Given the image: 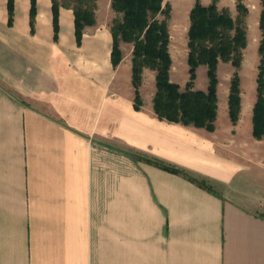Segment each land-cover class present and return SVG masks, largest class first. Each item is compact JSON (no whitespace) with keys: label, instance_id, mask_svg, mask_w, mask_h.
<instances>
[{"label":"crops","instance_id":"1","mask_svg":"<svg viewBox=\"0 0 264 264\" xmlns=\"http://www.w3.org/2000/svg\"><path fill=\"white\" fill-rule=\"evenodd\" d=\"M111 1L77 39L71 9L55 29L51 0H12L11 20L0 0V264H264L246 187L264 186V140L251 110L242 129L243 91L233 125L217 86L214 131L159 119L143 81L137 107L132 55L119 44L113 65L96 16Z\"/></svg>","mask_w":264,"mask_h":264},{"label":"trees","instance_id":"2","mask_svg":"<svg viewBox=\"0 0 264 264\" xmlns=\"http://www.w3.org/2000/svg\"><path fill=\"white\" fill-rule=\"evenodd\" d=\"M31 1L33 11L34 0ZM51 1L55 29L61 7L73 11L77 39L82 37L86 27L96 24L97 0ZM216 2L217 0H213L211 4L204 6L200 0H195L189 12L188 80L181 89L178 84L170 80L172 65L168 29L171 19L170 4L165 0L111 1V9L120 15L110 26L114 41L112 61L114 66L121 61L120 42L132 45L131 81L137 107L141 105L139 88L143 81V71L149 69L155 72L156 92L153 97V110L159 119L214 131L218 109V65L220 62L230 63L235 71L230 79L228 113L231 123L236 125L241 103L238 71L242 62V50L247 44L242 16L245 15L246 8L242 0H237L236 9L240 16L237 20H233L229 11L226 8L219 9ZM261 5L259 27L262 38L258 47L260 60L256 76V100L251 119L252 137L256 140H264V0H261ZM8 8L11 20L12 0H9ZM200 66L206 67L208 83L205 91L195 89L197 69ZM153 163L171 173L182 174L201 187L212 191V186L206 181L194 179L183 170L158 160Z\"/></svg>","mask_w":264,"mask_h":264},{"label":"rangeland","instance_id":"3","mask_svg":"<svg viewBox=\"0 0 264 264\" xmlns=\"http://www.w3.org/2000/svg\"><path fill=\"white\" fill-rule=\"evenodd\" d=\"M171 6V19L169 20V54L172 60V65L170 69V80L180 86L181 89L184 88L185 83L188 80V66H187V55H188V38L187 32L189 27V12L193 7L195 0H165ZM213 0H200V3L204 6H208ZM219 9L226 8L232 19L237 20L240 16L236 9L237 0H217L216 2ZM242 4L246 8L244 18V26L246 31L247 44L245 49L242 50V62L241 67L238 71L240 76V99L241 92L243 91L244 99V113H243V125L242 129L248 130V124L250 121L249 111L253 109L252 101L256 100V76L258 71V65L260 60V55L258 52V47L260 40L262 38V32L259 27L260 14L262 11L261 0H242ZM98 20L105 25L111 26L114 19L120 17L116 14L110 6H105L104 8L98 10L96 13ZM163 19V17H160ZM120 48L122 54L125 57V62L129 61L130 55H132L131 44H126L120 42ZM128 57V58H127ZM235 69L230 63L220 62L218 65V92L220 107L223 106V100L228 93V86L230 79L234 73ZM155 82V72L149 69H144L143 71V84H144V94L147 97L152 96L154 90ZM207 75L206 67H199L197 69V77L195 80L196 90H205L207 88ZM255 103V102H254ZM241 111V103H240ZM261 180L264 181V176H261ZM257 186V188H256ZM248 189H255L257 193L262 196L264 200V186L260 185H246Z\"/></svg>","mask_w":264,"mask_h":264}]
</instances>
